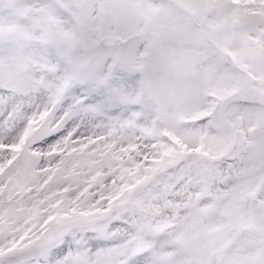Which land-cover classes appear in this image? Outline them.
I'll list each match as a JSON object with an SVG mask.
<instances>
[{
    "label": "rangeland",
    "instance_id": "1",
    "mask_svg": "<svg viewBox=\"0 0 264 264\" xmlns=\"http://www.w3.org/2000/svg\"><path fill=\"white\" fill-rule=\"evenodd\" d=\"M231 59L264 87V0H0V256L102 216L187 148L224 150L208 108L245 81ZM226 117L242 141L224 215L146 222L175 181L201 173L206 190L190 158L132 197L135 236L107 234L118 210L0 264H264V186L262 206L248 204L264 176V109L234 103Z\"/></svg>",
    "mask_w": 264,
    "mask_h": 264
},
{
    "label": "water",
    "instance_id": "2",
    "mask_svg": "<svg viewBox=\"0 0 264 264\" xmlns=\"http://www.w3.org/2000/svg\"><path fill=\"white\" fill-rule=\"evenodd\" d=\"M232 100H245V101H249V102H253V101H256L262 105H264V101L263 100H249L247 99L246 97H244L243 95L241 94H238V93H234V94H231L230 96H228L227 98H225L223 100V102L220 104V113H221V109L222 107L229 101H232ZM86 223H82V222H73V223H70L68 225V228L67 230L69 229H72L73 227H77V226H80V225H85Z\"/></svg>",
    "mask_w": 264,
    "mask_h": 264
},
{
    "label": "bare ground",
    "instance_id": "3",
    "mask_svg": "<svg viewBox=\"0 0 264 264\" xmlns=\"http://www.w3.org/2000/svg\"><path fill=\"white\" fill-rule=\"evenodd\" d=\"M252 84H253V91L255 93L262 94L264 96V89L260 86H257L255 80H252Z\"/></svg>",
    "mask_w": 264,
    "mask_h": 264
}]
</instances>
